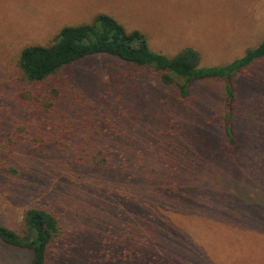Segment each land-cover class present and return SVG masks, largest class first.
I'll return each mask as SVG.
<instances>
[{"label": "rangeland", "instance_id": "rangeland-1", "mask_svg": "<svg viewBox=\"0 0 264 264\" xmlns=\"http://www.w3.org/2000/svg\"><path fill=\"white\" fill-rule=\"evenodd\" d=\"M99 13L141 31L154 52L171 57L194 48L203 67L227 65L264 41V0H0V163L20 170L17 177L0 170V226L14 229L24 210L45 205L67 234L50 264H128L140 234L153 241L150 232L137 231L145 230L141 204H151L169 229L177 228L178 239L187 217L194 224L186 200L174 199L175 178H185L191 204L200 202L206 215L214 212L198 224L214 231L191 232L202 244L217 237V247L204 245V260L264 264V61L231 80L235 146L223 127L221 79L195 81L190 98L180 102L157 80L97 56L43 84L56 90L48 100L38 95L40 86L23 82L18 60L24 48L48 45L63 27ZM104 131L114 150L125 149L121 159L129 148L150 151L140 183L132 184L137 172L128 170L118 181L113 170L77 161H92V135ZM165 186L168 198L160 194ZM225 235L232 244L220 243ZM28 263L26 253L0 242V264Z\"/></svg>", "mask_w": 264, "mask_h": 264}, {"label": "trees", "instance_id": "trees-1", "mask_svg": "<svg viewBox=\"0 0 264 264\" xmlns=\"http://www.w3.org/2000/svg\"><path fill=\"white\" fill-rule=\"evenodd\" d=\"M97 56H105L119 61L132 71L133 76L157 80L168 92L176 95L180 102L190 98L195 81L208 78L225 81L224 111L226 113L223 116V127L229 142L235 146L239 132L234 133L232 130V113L236 107L237 93L233 83L231 84V80L248 74L256 64L264 61V41L258 47L248 50L242 57L227 65L203 67L201 55L194 48H184L171 57L154 52L149 47L146 35L141 31H130L114 17L99 13L89 22L63 27L48 45H33L24 48L19 56L18 65L23 82L29 87L40 86L41 91L38 95L48 100L52 98L51 94L56 90L48 91L43 87V84L57 78L64 69ZM42 93L48 94L47 97ZM108 132H97L98 137L96 134L92 135V161L86 157L79 158L77 161L81 165H87L99 172H103L105 169L113 170L120 177L118 181H122L128 170L137 173L142 171V167L147 164L146 158L150 155V151H135V147L129 148L128 151L124 152L121 159L125 149L114 150L106 142L110 138L107 137L106 133ZM11 141L13 144L16 142L15 139ZM120 159L122 163L119 161ZM0 170L10 177H17L20 174L19 168L10 162H6L5 165L0 163ZM135 179L132 182L133 185H136L137 179L140 183L142 173H138ZM182 179L175 178L174 199L178 202H180V197L186 200L188 205L184 209L193 215L191 217L194 224L187 217L188 220L184 224L187 229L180 233L181 239H178L179 230L177 228L169 229L168 220L163 219L159 213L155 215L151 210L154 209L151 204L146 206L141 204L139 207H141L140 214L143 219L139 218V220L145 230L140 228L141 230L137 229V231L140 233L143 231L150 232L153 241L149 240L148 242V239L142 238L143 235L146 238L147 236L144 233L140 234L139 243L136 245L137 252L128 264L134 262L140 264H174L175 260L182 264H186V261L188 264L207 263L204 245H211L210 247L213 245L214 247V243L217 244V237L213 236L212 238L211 236L214 243L210 239H206L210 236L201 237L202 241L206 239V244L199 241L200 236L214 231V228L203 226L202 222L198 225L206 214L200 208V202L191 204L190 200L187 199L188 185L184 180L185 178L183 181ZM128 181L127 176L124 183L129 184ZM164 181L167 182V178ZM139 188H141L140 185ZM166 189L167 186L159 189L161 196L167 197ZM107 203H111V199L109 201L107 199ZM144 209L149 211L146 215L147 220L145 219L146 216L143 215ZM213 213L207 214L205 217ZM200 214L202 215L200 216ZM193 231L200 236L195 238L191 235ZM227 231L229 230H222V233ZM162 234L165 236L163 237ZM66 239L67 234L59 216L49 207L41 204L32 205L24 210L21 223L14 229L0 226V242L15 249L17 253H26L29 257L28 264H50L51 258L58 253V248ZM207 241L210 243L207 244ZM226 242L232 244L227 235L221 239L220 243ZM160 249H162L163 254L159 259ZM165 257L174 260L168 261Z\"/></svg>", "mask_w": 264, "mask_h": 264}]
</instances>
